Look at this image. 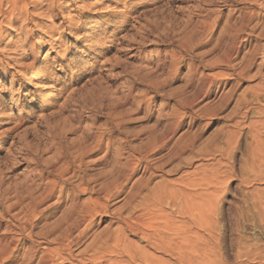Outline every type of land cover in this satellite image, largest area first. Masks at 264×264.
I'll return each mask as SVG.
<instances>
[{
    "label": "rangeland",
    "instance_id": "rangeland-1",
    "mask_svg": "<svg viewBox=\"0 0 264 264\" xmlns=\"http://www.w3.org/2000/svg\"><path fill=\"white\" fill-rule=\"evenodd\" d=\"M33 1L25 0L32 7L26 25L4 23L0 31V241L55 247L47 245V224L60 221L79 186L88 188L81 202L101 197L98 184L118 157L127 163L134 154L143 163L128 187L102 200L108 209L60 264H113L110 255L92 262L82 252L110 235L123 237L116 218L128 214L124 206L138 181L152 190L155 230L187 250L181 262L156 244L158 231L152 229V243L126 232L152 264H264V130L262 145L253 138V127L264 122V96L247 108L243 100L264 88L262 28L237 54L231 47L235 12L259 4ZM84 148L94 151L82 157ZM67 164L69 203L47 224L34 221L31 199ZM164 192L170 203L160 206L156 197Z\"/></svg>",
    "mask_w": 264,
    "mask_h": 264
},
{
    "label": "bare ground",
    "instance_id": "bare-ground-1",
    "mask_svg": "<svg viewBox=\"0 0 264 264\" xmlns=\"http://www.w3.org/2000/svg\"><path fill=\"white\" fill-rule=\"evenodd\" d=\"M44 1L49 3L52 0ZM242 1L250 5L252 3L259 4V10H253L251 7H242L239 11L241 12L240 15L238 11L235 12L233 24L235 36L231 43L234 54H237L244 44H248L250 42L249 37L251 38L254 36V30L256 27L262 28L258 37L264 36V0ZM25 3V0H0V31L4 23L7 25L21 23L23 26L28 23L29 18L27 15V7L30 5L26 4L27 7H25ZM37 3L38 0H34L32 5L35 6ZM239 3L240 1L237 0V6ZM5 4L7 6L6 9H4ZM48 11H50L49 13L52 17V9L49 8ZM244 35L248 38L245 39L243 37ZM254 59L255 57L250 58L248 63L244 66V69L240 73L242 77L245 76L246 71L253 66ZM258 75L262 76L261 71L258 72ZM222 87H224V84L220 83V88ZM261 96H264V88L257 86L256 91L255 89L252 91L250 98L243 99L245 108L252 104L253 99L259 102L261 100ZM231 97L232 95L227 93L224 98H222V105L226 106L229 104ZM249 110H246L244 114H248ZM259 115H264L263 104L259 107ZM263 128L264 122L259 125L257 124L256 127H253V138L256 142H259L261 132L264 130ZM259 143V145H262L261 142ZM101 147L102 140L97 142L96 149L101 151ZM82 151L83 157L92 154L94 150L84 148ZM122 156L123 155H120V157ZM120 157H118L119 160L117 159L118 161L116 162L117 168H115L110 175L105 177L104 180L102 179L103 181H100L101 183L98 184V193L101 197L88 198V200L81 202L80 194L85 193L88 188L85 185L79 186L81 193H77L78 191L75 193L71 205L68 206V208L65 207L66 209L63 210L64 212L60 221H55L51 225L46 222H48L49 219H53L57 211L61 210L63 206L69 203V200L66 203V200L63 199V194L70 185L69 179L65 178L70 171V166L67 164L69 167H66L67 169L61 171L57 179L50 178L51 180H48L46 187H44L45 189L40 193V196L38 198L33 197L29 206L31 209L30 211L34 214V221L40 223L45 222V224H47L45 238L52 239V241H46L47 245H55V247L39 248L38 246L41 242L30 241L31 244L25 249V241H22V239L10 241L7 236H4L0 241V264H12L17 261L18 258L21 261L20 264H60L68 261L70 258H66L65 256L71 257L73 255V247L77 245L80 242L79 240L88 233L91 226L95 222L96 216L106 209L107 204H105L102 200H105L108 203L111 198L115 197V194L119 195L123 192L126 185L130 184L134 175L138 172V167L143 163V160L134 158V154L129 156V160H126L127 163H122L120 161ZM148 183V181H138L135 184V188L129 194L126 205L124 206L128 210V214L126 216L122 214L123 212L120 213L121 211H118L120 214H118L119 216H117L116 219H119V221L123 223L121 231L123 237L120 233H118L119 235L117 234L115 237L110 235L105 239L94 241L86 247L84 252H82L84 256L89 255L92 262H100L105 259L106 255H110L114 258L111 260L113 264H152V259L144 253H141L136 246L129 243L127 237L125 236L126 232H129L132 235L140 234L144 241L152 243V229L155 230L152 218V211L154 212V210H152V190H148ZM144 189L148 190V197L142 198V202L136 205V199L141 197V193ZM164 193L165 194L163 196L156 197V202L160 206L170 203L169 196H166V192ZM92 194L94 193L92 192ZM57 196H59L58 200L53 202ZM40 208H42V210H40ZM63 226L65 229H63ZM24 228H26V226ZM161 230L164 231L163 229L155 231H158L159 233ZM161 234L159 233L155 235L156 244L163 247L167 251L172 252V254L176 255L181 262L185 261L187 258H185L187 250L182 246L173 244L168 239L162 237ZM183 242L184 241H182V243ZM192 247L194 248L193 253L197 256L199 252L198 245L193 244Z\"/></svg>",
    "mask_w": 264,
    "mask_h": 264
}]
</instances>
